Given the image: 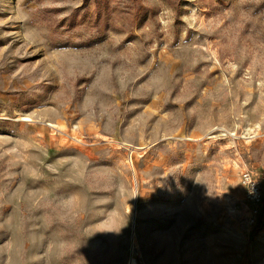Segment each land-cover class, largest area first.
Masks as SVG:
<instances>
[{
    "label": "rangeland",
    "instance_id": "1",
    "mask_svg": "<svg viewBox=\"0 0 264 264\" xmlns=\"http://www.w3.org/2000/svg\"><path fill=\"white\" fill-rule=\"evenodd\" d=\"M243 171L264 0H0V264H264Z\"/></svg>",
    "mask_w": 264,
    "mask_h": 264
},
{
    "label": "built area",
    "instance_id": "2",
    "mask_svg": "<svg viewBox=\"0 0 264 264\" xmlns=\"http://www.w3.org/2000/svg\"><path fill=\"white\" fill-rule=\"evenodd\" d=\"M240 182L245 188L246 199L250 203H259L264 197V183L249 171L240 173Z\"/></svg>",
    "mask_w": 264,
    "mask_h": 264
},
{
    "label": "bare ground",
    "instance_id": "3",
    "mask_svg": "<svg viewBox=\"0 0 264 264\" xmlns=\"http://www.w3.org/2000/svg\"><path fill=\"white\" fill-rule=\"evenodd\" d=\"M19 121L28 122V121H30V119L23 117V118L19 119ZM49 125L51 127H53V128L55 127L52 124H49ZM124 214L127 215L128 217H132V204L129 201H127L125 203V206H124ZM132 244H133V239H132ZM128 264H137V262L133 258H130Z\"/></svg>",
    "mask_w": 264,
    "mask_h": 264
}]
</instances>
